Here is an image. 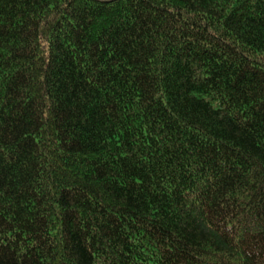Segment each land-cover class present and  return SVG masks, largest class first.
<instances>
[{
    "label": "trees",
    "instance_id": "obj_1",
    "mask_svg": "<svg viewBox=\"0 0 264 264\" xmlns=\"http://www.w3.org/2000/svg\"><path fill=\"white\" fill-rule=\"evenodd\" d=\"M0 264H264V0H0Z\"/></svg>",
    "mask_w": 264,
    "mask_h": 264
}]
</instances>
